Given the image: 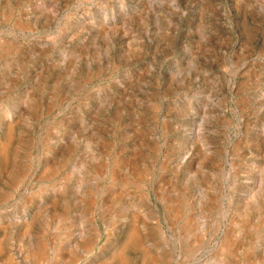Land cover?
<instances>
[{
	"label": "rangeland",
	"instance_id": "1",
	"mask_svg": "<svg viewBox=\"0 0 264 264\" xmlns=\"http://www.w3.org/2000/svg\"><path fill=\"white\" fill-rule=\"evenodd\" d=\"M0 196L9 264H264V0H0Z\"/></svg>",
	"mask_w": 264,
	"mask_h": 264
},
{
	"label": "bare ground",
	"instance_id": "2",
	"mask_svg": "<svg viewBox=\"0 0 264 264\" xmlns=\"http://www.w3.org/2000/svg\"><path fill=\"white\" fill-rule=\"evenodd\" d=\"M1 155L4 157L3 159L6 160L5 158V153L1 152ZM25 173V172H24ZM12 178H17V175L13 174ZM22 178V177H21ZM20 178V179H21ZM9 193V192H8ZM14 193V192H13ZM1 197V196H0ZM183 197V196H182ZM184 202V201H183ZM61 211V210H60ZM137 231V230H136ZM187 233V232H186ZM136 235V234H135ZM140 235V234H139ZM42 237V236H41ZM188 237V236H187ZM225 237V236H224ZM40 238V237H39ZM44 238V237H43ZM136 238V237H135ZM135 238H133V243L136 241ZM229 238V237H228ZM137 239V238H136ZM226 239V238H225ZM230 239V238H229ZM44 241V240H43ZM224 241V240H223ZM47 245V244H46ZM233 247V246H232ZM144 249V248H143ZM45 248L43 246L42 243H39L37 248L35 249V254L36 256L40 257L41 255L44 254ZM148 252V251H147ZM224 252V251H223ZM7 253V248L5 245V242L0 239V264H9L11 262V259L8 255H6ZM142 253V252H141ZM232 253V252H231ZM5 255V256H3ZM149 255H145V258H148ZM3 257V258H2ZM44 257V256H43ZM117 257H118V263L117 264H125V257L124 254L122 252H118L117 253ZM150 257V256H149ZM155 257V256H154ZM153 259V258H152ZM226 261V260H225ZM230 263V262H229Z\"/></svg>",
	"mask_w": 264,
	"mask_h": 264
}]
</instances>
